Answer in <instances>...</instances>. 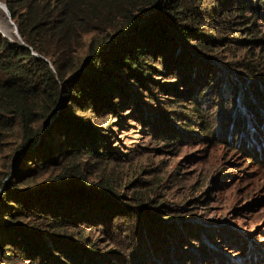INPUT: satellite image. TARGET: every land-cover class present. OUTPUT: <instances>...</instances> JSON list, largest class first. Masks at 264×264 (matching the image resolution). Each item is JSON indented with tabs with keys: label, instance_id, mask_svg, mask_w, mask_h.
Masks as SVG:
<instances>
[{
	"label": "trees",
	"instance_id": "trees-1",
	"mask_svg": "<svg viewBox=\"0 0 264 264\" xmlns=\"http://www.w3.org/2000/svg\"><path fill=\"white\" fill-rule=\"evenodd\" d=\"M211 1L3 0L26 45L0 37V264L7 259L14 264L18 256L36 264L94 263L98 249L95 240L82 234V226L112 219L119 209L111 213L109 198L91 195L88 177L98 165L90 160H102L110 152L105 132L79 110L119 117L127 103L121 94L123 77L139 82L145 73L158 71L149 64L152 60L172 75L183 71L185 88L165 89L190 103L175 102V117H186L181 123L187 132L199 128L203 138L212 132L208 111L216 122L223 121V139L237 146L242 139L249 142L248 125L254 137L262 135L263 76L255 73L259 81L248 79L244 85L253 92L249 100L243 90L250 113L246 126L243 118L233 119L226 106L233 101L227 93L239 91L233 82L226 81L225 92H215L209 86L217 82L206 76L210 74L202 63L184 55L178 60L172 56L175 47L164 52L173 31L185 41L194 35L200 44H208L205 30L210 23L221 24L223 12L230 14L225 22L241 17L248 40L257 41L251 36L256 21L244 14L258 13L251 0H219L208 10ZM146 11L151 20L140 26L138 20ZM113 180L101 172L93 186L108 188ZM67 227L80 229L78 240L61 233ZM158 232L166 234L167 228L160 226ZM153 250L158 264H187L161 246Z\"/></svg>",
	"mask_w": 264,
	"mask_h": 264
},
{
	"label": "rangeland",
	"instance_id": "rangeland-1",
	"mask_svg": "<svg viewBox=\"0 0 264 264\" xmlns=\"http://www.w3.org/2000/svg\"><path fill=\"white\" fill-rule=\"evenodd\" d=\"M251 1L258 13L253 15L245 10L244 14L256 21L257 30L251 36L257 41L248 40L241 17L225 22L230 14L223 12L219 14L222 23H210L205 30L208 44H200L201 40L194 35L185 41L173 31L169 43L163 45L167 47L166 54L175 47L172 56L176 55L178 60V55H184L202 63L206 74H210L206 76L217 82L210 84L211 90L225 92L229 82H233L239 91L235 95L227 93L233 101L226 106L233 119L246 121L243 125L250 118L243 90L253 100V92L244 85L248 79L259 81L255 73L264 77V3ZM218 3L219 0H212L207 9L212 10ZM148 11L139 18L140 26L151 20ZM5 16L0 8L1 29L13 21L11 16ZM3 33L0 37L26 45L21 35L23 42L16 33L11 36ZM89 36L86 34L85 40ZM149 64L158 71L145 73L139 82L123 77L125 86L121 94L127 103L119 117L79 110L105 132V146L110 152L102 160L97 156L90 160L98 165L88 177V186L94 190L91 195L98 200L103 196L109 198L106 206L111 213L119 209L112 219L105 217L99 223L82 226V234L95 240L98 249L99 256L93 264H158L153 250L156 246L167 249V255L177 254L174 257L187 264H264V141L260 138H264V130L254 137L248 125L249 142L242 139L237 146V142L223 139L220 131L223 121L216 122L207 111L212 132L204 138L198 135L199 128L187 132L182 128L186 125L181 123L187 121L186 117H175V102L190 103L165 89H184L183 71L172 75L160 63L152 60ZM261 92L264 95V87ZM101 172L114 179L112 186L103 189L93 186ZM160 226L167 228L166 234L158 232ZM79 232L78 228L67 227L61 233L78 240ZM9 261L2 264H12ZM36 263L20 256L14 260V264Z\"/></svg>",
	"mask_w": 264,
	"mask_h": 264
},
{
	"label": "bare ground",
	"instance_id": "bare-ground-1",
	"mask_svg": "<svg viewBox=\"0 0 264 264\" xmlns=\"http://www.w3.org/2000/svg\"><path fill=\"white\" fill-rule=\"evenodd\" d=\"M0 8H1L2 11L4 12V16L6 15L5 17H7V13H6V10L4 9V5H3V3H1V2H0ZM0 18H1V17H0ZM5 19H6V18H5ZM0 25H1V23H0ZM3 26H4V25H3ZM2 30H3V31L5 32V34H7L8 36H11L12 33H15L12 24L9 25V27L6 26V27L3 28V29L0 28V33H3ZM3 34H4V33H3ZM9 38H10V37H9Z\"/></svg>",
	"mask_w": 264,
	"mask_h": 264
},
{
	"label": "water",
	"instance_id": "water-1",
	"mask_svg": "<svg viewBox=\"0 0 264 264\" xmlns=\"http://www.w3.org/2000/svg\"><path fill=\"white\" fill-rule=\"evenodd\" d=\"M0 2L3 3V5H4V9L6 10V13H7V16L10 18V13H9V11H8V8H7L6 4H5L3 1H1V0H0ZM9 20H10V19H9ZM10 22H11V24H12V26H13L14 32L17 34L18 38L21 39V37H20V35H19L18 31H17V26H16V24L13 23V21H10ZM21 41H22V39H21ZM22 42H23V41H22ZM76 72H78V71H76ZM76 72H75V73H76Z\"/></svg>",
	"mask_w": 264,
	"mask_h": 264
}]
</instances>
